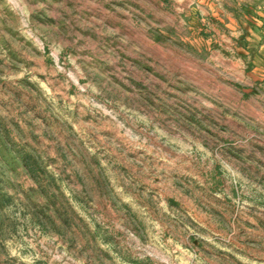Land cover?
<instances>
[{"label":"rangeland","instance_id":"rangeland-1","mask_svg":"<svg viewBox=\"0 0 264 264\" xmlns=\"http://www.w3.org/2000/svg\"><path fill=\"white\" fill-rule=\"evenodd\" d=\"M0 264H264V0H0Z\"/></svg>","mask_w":264,"mask_h":264}]
</instances>
